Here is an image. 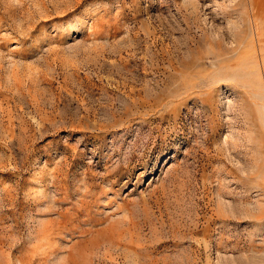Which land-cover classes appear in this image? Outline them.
<instances>
[{"label":"rangeland","instance_id":"1","mask_svg":"<svg viewBox=\"0 0 264 264\" xmlns=\"http://www.w3.org/2000/svg\"><path fill=\"white\" fill-rule=\"evenodd\" d=\"M263 16L0 0V264H264Z\"/></svg>","mask_w":264,"mask_h":264},{"label":"bare ground","instance_id":"2","mask_svg":"<svg viewBox=\"0 0 264 264\" xmlns=\"http://www.w3.org/2000/svg\"><path fill=\"white\" fill-rule=\"evenodd\" d=\"M264 1V0H263ZM255 3V2H254ZM257 4L256 5H259L258 4V2H256ZM256 7V6H255ZM259 9V8H258ZM258 11V10H257ZM263 14V13H262ZM257 15L259 16L260 15V13H259V11L257 12ZM264 17V16H263Z\"/></svg>","mask_w":264,"mask_h":264}]
</instances>
